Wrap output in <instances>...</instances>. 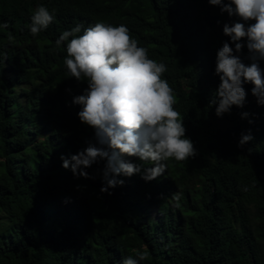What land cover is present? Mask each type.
Wrapping results in <instances>:
<instances>
[{
	"label": "trees",
	"instance_id": "16d2710c",
	"mask_svg": "<svg viewBox=\"0 0 264 264\" xmlns=\"http://www.w3.org/2000/svg\"><path fill=\"white\" fill-rule=\"evenodd\" d=\"M41 5L55 19L34 37ZM239 19L209 0H0V264H121L142 252L140 264H264V106L251 83L243 108L218 117L211 103L217 51L231 44L223 25ZM96 23L125 25L166 64L162 78L198 152L171 158L150 182L121 175L111 194L101 192L105 160L84 169L85 179L61 159L96 141L72 103L88 83L65 64L68 41L55 42ZM241 42L235 54L250 65ZM249 130L254 139L238 146Z\"/></svg>",
	"mask_w": 264,
	"mask_h": 264
},
{
	"label": "clouds",
	"instance_id": "9594fccd",
	"mask_svg": "<svg viewBox=\"0 0 264 264\" xmlns=\"http://www.w3.org/2000/svg\"><path fill=\"white\" fill-rule=\"evenodd\" d=\"M220 6L222 13L239 17L231 25H223V34L230 37L217 51L215 75L221 83L211 103L217 105L216 114H230L232 107L243 108L247 92L244 85L251 83V91L257 103L264 106V69L259 61L264 60V0H209ZM31 34L35 37L54 21L47 7L38 6L31 17ZM243 21V22H240ZM255 21L254 23H248ZM77 25L63 31L56 40L59 47L67 43L65 64L77 81H87L84 94L73 98L72 103L82 106L78 117L82 123L95 130V143L69 158L61 157L62 166L75 176L91 178L84 169L98 160H105L104 186L101 192L123 186L121 175L131 177L140 174L146 182L156 180L167 172V161H185L198 152L194 142L186 136V127L181 113L175 110L176 97L173 88L162 75L167 72L163 62L149 58L148 50L138 46L129 29L96 23L84 29ZM71 40H69V38ZM247 39L250 65H246L235 53L242 52ZM232 44L235 47H232ZM70 91V90H69ZM250 114L242 113V118ZM249 123H252L250 120ZM254 139L251 130L241 134L240 147ZM136 157L151 161L152 166L125 160ZM111 194V193H109ZM148 258L147 252L137 258H124L121 264H140Z\"/></svg>",
	"mask_w": 264,
	"mask_h": 264
}]
</instances>
